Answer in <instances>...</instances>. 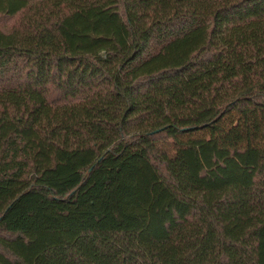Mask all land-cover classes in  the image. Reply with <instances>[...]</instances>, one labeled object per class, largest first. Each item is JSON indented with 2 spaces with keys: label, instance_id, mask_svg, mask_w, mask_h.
I'll use <instances>...</instances> for the list:
<instances>
[{
  "label": "trees",
  "instance_id": "1",
  "mask_svg": "<svg viewBox=\"0 0 264 264\" xmlns=\"http://www.w3.org/2000/svg\"><path fill=\"white\" fill-rule=\"evenodd\" d=\"M0 264H264V0H0Z\"/></svg>",
  "mask_w": 264,
  "mask_h": 264
}]
</instances>
